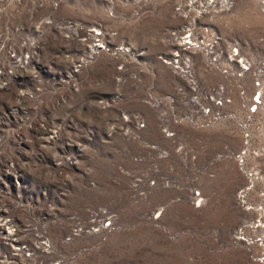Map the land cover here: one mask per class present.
<instances>
[{"label": "built area", "instance_id": "obj_1", "mask_svg": "<svg viewBox=\"0 0 264 264\" xmlns=\"http://www.w3.org/2000/svg\"><path fill=\"white\" fill-rule=\"evenodd\" d=\"M75 1L0 0V264H65L72 258L57 253L48 233L51 224H58L62 206L55 202L64 190L53 184L35 190L26 179L28 162L22 149L14 146L58 141L65 126L58 117L61 108L82 88V73L102 55L114 60L116 72L114 92L95 100L102 111L112 112L104 142L118 138L125 146L145 150L132 157L136 165L147 158L155 162L147 176L133 178L136 196L158 185L156 163L172 160V154L183 171L196 167L197 154L205 156L204 146L213 142L190 133L225 123L238 132L240 151L231 141L224 142L221 152L197 166V176L213 177L207 169L219 160H232L249 183L236 195L242 206L252 184L264 180V164L248 166L250 158L264 154V148H251L255 141L264 146V50L224 35L209 23L213 15L230 12L233 0H169L176 23L161 33L162 49L150 64L145 49L119 41L118 31L107 23L138 22L152 13L157 1L166 0H93L106 20L95 25H89V8H75ZM253 1L264 13V0ZM68 9L71 16L64 14ZM158 68L169 79L159 80ZM142 75L151 80L138 90ZM162 83L168 85L167 92L159 89ZM129 88L134 91H125ZM137 106L152 114V128L146 112ZM192 146L203 148L196 152ZM75 161L67 158L68 165ZM170 171L171 166L172 176ZM190 192L199 206L200 191ZM96 215L107 217L101 227L109 232L114 222L110 213L99 208ZM69 219L65 246L76 237L89 236L76 218ZM234 238L243 241L237 234Z\"/></svg>", "mask_w": 264, "mask_h": 264}, {"label": "rangeland", "instance_id": "obj_2", "mask_svg": "<svg viewBox=\"0 0 264 264\" xmlns=\"http://www.w3.org/2000/svg\"><path fill=\"white\" fill-rule=\"evenodd\" d=\"M233 1L230 12L213 15L209 23L224 35L264 50V13L253 0ZM75 2V8H89V25L106 23L97 2ZM64 14L73 13L68 9ZM175 23L171 3L166 0L157 1L152 13L138 22H108L107 26L118 31L119 41L145 49L150 64L153 55L162 49L161 33ZM114 64L110 56L102 55L82 73V88L58 114L65 126L55 144L14 146L22 149V157L28 162L26 179L35 190L43 184L60 185L64 190L63 197L52 200L55 204L61 202L62 209L58 224H51L48 233L57 253L72 257L65 264H264V180L259 178L252 184L242 206L236 195L249 183L232 160H219L207 169L213 177H198L196 173L198 165L221 152L224 142L231 141L232 147L240 151L233 124L191 132L192 137L213 142V146H204L205 156L196 153V167L183 171L172 154V160L156 164L161 179L168 176L170 166L173 168L170 178L176 187H155L144 196H136L131 187L133 178L147 176L155 162L147 158L136 165L132 157L143 155L145 150L125 146L118 138L104 142L105 123L112 112L102 111L95 103L116 88ZM158 70L159 80L169 79L164 70ZM150 80L142 75L137 89L147 86ZM159 89L167 92L168 85L162 83ZM137 107L146 112L152 128V114ZM257 145L255 141L251 148H264ZM192 148L199 152L203 146ZM69 157H75L72 165L67 164ZM255 164H264V154L249 159L248 166ZM192 189L200 191L202 202L197 207L191 200ZM99 208L113 218L109 232L102 230V223L108 219L96 215ZM70 216L83 230H89V236L76 237L65 246L63 236L71 224ZM236 234L248 244L236 241Z\"/></svg>", "mask_w": 264, "mask_h": 264}, {"label": "bare ground", "instance_id": "obj_3", "mask_svg": "<svg viewBox=\"0 0 264 264\" xmlns=\"http://www.w3.org/2000/svg\"><path fill=\"white\" fill-rule=\"evenodd\" d=\"M171 178L170 176H166L165 178H162L161 180L158 181V185L156 188H175L173 185H171Z\"/></svg>", "mask_w": 264, "mask_h": 264}]
</instances>
